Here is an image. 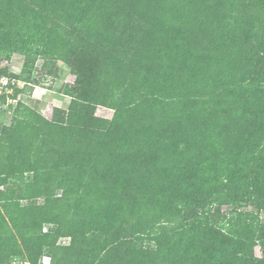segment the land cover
<instances>
[{"label": "trees", "instance_id": "trees-1", "mask_svg": "<svg viewBox=\"0 0 264 264\" xmlns=\"http://www.w3.org/2000/svg\"><path fill=\"white\" fill-rule=\"evenodd\" d=\"M13 54L74 79L7 104L0 264H264V0H0Z\"/></svg>", "mask_w": 264, "mask_h": 264}, {"label": "rangeland", "instance_id": "rangeland-1", "mask_svg": "<svg viewBox=\"0 0 264 264\" xmlns=\"http://www.w3.org/2000/svg\"><path fill=\"white\" fill-rule=\"evenodd\" d=\"M23 57L20 55L13 54L9 61L1 62V66H5L7 69V77H13L21 80L20 87L26 86L24 93H27L30 89L32 90L34 100H38L41 103L42 113L50 117L52 112V107L59 105L63 108H66L69 97L63 93V87L65 84L72 83L74 76L68 71L62 63H57V66L52 70L51 73H48V68L42 65V60L38 59L35 70V77L33 80L36 81L35 84L28 82V75L23 72ZM6 77V76H5ZM23 96H21L22 98ZM33 100V99H32ZM31 104V103H30ZM13 106V104H11ZM13 109V107H11ZM11 108L6 104H0V126L9 124L11 119ZM113 110L98 106L96 109V114L106 118L112 116ZM228 209V208H224ZM263 217L264 214H261ZM65 241V240H64ZM263 246L262 242H259L255 246V254L259 256L261 254V248Z\"/></svg>", "mask_w": 264, "mask_h": 264}, {"label": "built area", "instance_id": "built-area-1", "mask_svg": "<svg viewBox=\"0 0 264 264\" xmlns=\"http://www.w3.org/2000/svg\"><path fill=\"white\" fill-rule=\"evenodd\" d=\"M20 81L15 78L1 77L0 78V94H6L5 104H16L19 100L18 95L13 97L10 96L13 93V89L19 86ZM50 258L44 257L39 264H49ZM24 264H29L25 262Z\"/></svg>", "mask_w": 264, "mask_h": 264}, {"label": "crops", "instance_id": "crops-1", "mask_svg": "<svg viewBox=\"0 0 264 264\" xmlns=\"http://www.w3.org/2000/svg\"><path fill=\"white\" fill-rule=\"evenodd\" d=\"M20 81V83H21V80H19ZM20 83H19V88H21L20 87ZM23 88L24 89H26V86H23ZM32 90L30 89L27 93H23V92H20V93H18V97H19V99H22L21 98V96H29V98H31V99H35V98H33V94H32V92H31ZM37 101V104H38V100H36ZM55 106H59V105H55ZM38 107V110L42 113V111H41V103L39 102V105L37 106ZM59 107H61V106H59ZM43 114V113H42ZM44 115V114H43ZM45 116V115H44ZM47 117V116H46Z\"/></svg>", "mask_w": 264, "mask_h": 264}]
</instances>
